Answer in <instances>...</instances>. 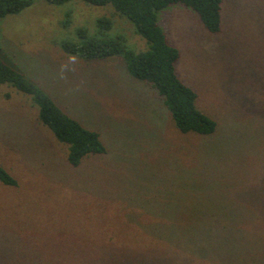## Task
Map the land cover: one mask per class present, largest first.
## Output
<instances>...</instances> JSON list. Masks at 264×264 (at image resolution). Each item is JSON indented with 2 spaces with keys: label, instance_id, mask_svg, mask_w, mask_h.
Returning a JSON list of instances; mask_svg holds the SVG:
<instances>
[{
  "label": "rangeland",
  "instance_id": "rangeland-1",
  "mask_svg": "<svg viewBox=\"0 0 264 264\" xmlns=\"http://www.w3.org/2000/svg\"><path fill=\"white\" fill-rule=\"evenodd\" d=\"M114 11L34 0L0 17V57L107 147L71 165L31 95L0 86V163L19 182L0 181V264H256L248 255L183 256L164 239L191 238L194 223H264V0H223L219 32L184 3L158 12L181 51L179 76L217 121L207 135L181 131L164 97L122 56L85 60L56 43L77 38L81 26L95 33ZM113 19L111 35L147 48L130 20Z\"/></svg>",
  "mask_w": 264,
  "mask_h": 264
},
{
  "label": "trees",
  "instance_id": "trees-1",
  "mask_svg": "<svg viewBox=\"0 0 264 264\" xmlns=\"http://www.w3.org/2000/svg\"><path fill=\"white\" fill-rule=\"evenodd\" d=\"M34 0H0V17L18 14L33 4ZM51 4H63L71 0H46ZM92 5H112L113 15L126 17L135 32L146 39L147 48L136 50L124 34L111 35L114 26L112 16L98 18V30L94 33L86 26L77 29V38L57 41L62 49L85 60L119 55L125 60L128 71L134 77L155 87L164 97L177 127L183 132L212 134L217 121L197 106V92L179 76L176 63L180 49L172 44L158 21V12L172 3H184L193 8L203 24L212 32L222 29L223 0H82ZM72 21V11L66 13L65 27ZM11 84L19 91L31 95L38 106L40 121L48 126L57 139L68 145V162L80 165L89 155L105 153L107 147L97 130L85 127L79 120L65 112L58 103L24 72L0 57V86ZM9 95V94H7ZM0 181L18 185V179L0 163ZM227 222L224 224L194 223L192 237L164 239L167 249L185 256L193 253L208 262L220 257L248 255L256 264H264V223ZM180 232L179 229L176 230ZM223 233H226L224 239ZM213 235V236H211ZM178 236V235H176ZM195 258V257H194Z\"/></svg>",
  "mask_w": 264,
  "mask_h": 264
},
{
  "label": "clouds",
  "instance_id": "clouds-1",
  "mask_svg": "<svg viewBox=\"0 0 264 264\" xmlns=\"http://www.w3.org/2000/svg\"><path fill=\"white\" fill-rule=\"evenodd\" d=\"M69 59H70V61H73L74 62L76 60V57L72 56ZM62 67H66V66H62Z\"/></svg>",
  "mask_w": 264,
  "mask_h": 264
}]
</instances>
